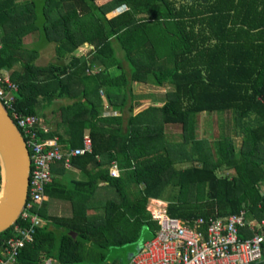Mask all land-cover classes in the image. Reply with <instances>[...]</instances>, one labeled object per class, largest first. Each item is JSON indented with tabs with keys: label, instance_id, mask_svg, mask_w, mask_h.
<instances>
[{
	"label": "trees",
	"instance_id": "16d2710c",
	"mask_svg": "<svg viewBox=\"0 0 264 264\" xmlns=\"http://www.w3.org/2000/svg\"><path fill=\"white\" fill-rule=\"evenodd\" d=\"M49 43L59 62L36 63ZM0 70L17 86L19 114L45 118L67 100L40 137L57 136L63 150L90 139L71 168L52 164L38 209L45 225L16 264H81L87 243L94 262L130 245L128 261L155 235L149 199L183 220L264 217V0H0ZM139 82L171 89L158 101L136 94ZM202 113L216 115L209 137L198 132ZM167 125L180 126L178 138ZM51 200L68 202L70 215L49 214ZM11 234L0 232V243Z\"/></svg>",
	"mask_w": 264,
	"mask_h": 264
},
{
	"label": "built area",
	"instance_id": "2783aa9c",
	"mask_svg": "<svg viewBox=\"0 0 264 264\" xmlns=\"http://www.w3.org/2000/svg\"><path fill=\"white\" fill-rule=\"evenodd\" d=\"M17 86L9 72L0 70V103L18 128L29 150L30 173L27 201L14 224L12 234L0 243V264H16L22 247L34 240L36 230L45 225L38 209L45 200V190L53 181V163L63 162L71 168V157L90 151L87 133L82 136V146L63 150L57 136L42 138L38 128L48 132L35 114H19L13 108ZM108 175H120L111 163ZM2 177L0 173V189ZM149 207V206H148ZM157 224L155 235L140 243L129 256L127 264H264V217H249L245 210L226 217L208 216L183 220L169 216L165 208H151ZM250 235H246L247 232ZM41 264H60L55 258H46Z\"/></svg>",
	"mask_w": 264,
	"mask_h": 264
},
{
	"label": "water",
	"instance_id": "95a60500",
	"mask_svg": "<svg viewBox=\"0 0 264 264\" xmlns=\"http://www.w3.org/2000/svg\"><path fill=\"white\" fill-rule=\"evenodd\" d=\"M0 232L17 223L27 201L30 157L23 138L0 103ZM140 247V243L136 249Z\"/></svg>",
	"mask_w": 264,
	"mask_h": 264
},
{
	"label": "rangeland",
	"instance_id": "374dc122",
	"mask_svg": "<svg viewBox=\"0 0 264 264\" xmlns=\"http://www.w3.org/2000/svg\"><path fill=\"white\" fill-rule=\"evenodd\" d=\"M118 12H121V9H116L113 14H117ZM35 37L32 35H29L27 37L23 38V42L25 44L31 45V43L34 42ZM91 48V46H89L88 44L86 45H82L78 48L79 52H86ZM49 62H59L56 59L55 56V51H54V44L53 43H49L46 44L44 46L40 47V55L39 57L36 59V63L38 64H47ZM169 89H171L170 85H166L163 87H159V86H154L153 84L150 83H134L133 84V90L136 94L138 95H144L146 98L148 95L150 94H154V97H156V100H161L163 94H165L166 91H168ZM99 94L103 95V92H99ZM144 97V98H145ZM67 102V100L65 99H59L57 101H54L53 104L51 106L46 107L43 112L45 113V118L42 117L41 115H39L38 117L40 118V120L42 119V125H45L46 127H48V123L44 122L43 120L46 119L47 122L52 118V116L54 115L53 113V109L61 104V103H65ZM148 102H152L153 103V97L148 99ZM138 110V108H137ZM224 118V121L227 123V126L232 124V118L229 117V115H223L222 116ZM213 118H216V115L214 114H206V113H202L200 116V122H199V129L198 132L200 134V136H206L209 137V131H210V123L211 120H213ZM49 128V127H48ZM165 131L173 136L178 138V134L181 132V128L179 125H167L165 127ZM234 142L236 147H239L240 143H241V138L240 137H234ZM263 187H264V182H263ZM157 205V206H156ZM149 209L151 210V208H165V205H160V204H156L152 201H149V205H148ZM146 233V232H145ZM146 235V234H145ZM144 235V236H145ZM145 239H149V235L145 238ZM91 247V248H90ZM95 251V249L93 248V246H91L90 243L86 244V260L81 263V264H109L114 262L115 264L117 263H125L127 264V258L129 255V252H131L133 249L131 248L130 245H124V246H116V247H110L107 250L104 251V255H103V260L102 261H98V262H94L91 258V256L89 255L91 250Z\"/></svg>",
	"mask_w": 264,
	"mask_h": 264
},
{
	"label": "crops",
	"instance_id": "0c3cea01",
	"mask_svg": "<svg viewBox=\"0 0 264 264\" xmlns=\"http://www.w3.org/2000/svg\"><path fill=\"white\" fill-rule=\"evenodd\" d=\"M123 9H121L122 11ZM149 201L152 202H158V203H162L163 205L166 206V203L160 200H155V199H149ZM161 205V204H160ZM48 212L51 215H55V216H69L70 215V204L68 202H63V201H59V200H51L50 201V205L48 208Z\"/></svg>",
	"mask_w": 264,
	"mask_h": 264
},
{
	"label": "bare ground",
	"instance_id": "6f19581e",
	"mask_svg": "<svg viewBox=\"0 0 264 264\" xmlns=\"http://www.w3.org/2000/svg\"><path fill=\"white\" fill-rule=\"evenodd\" d=\"M154 203H156V204H161V203H158V202H154ZM161 205H163V204H161ZM157 206V205H156Z\"/></svg>",
	"mask_w": 264,
	"mask_h": 264
}]
</instances>
